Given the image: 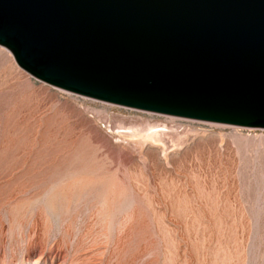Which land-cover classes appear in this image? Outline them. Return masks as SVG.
Segmentation results:
<instances>
[{"label": "rangeland", "instance_id": "obj_1", "mask_svg": "<svg viewBox=\"0 0 264 264\" xmlns=\"http://www.w3.org/2000/svg\"><path fill=\"white\" fill-rule=\"evenodd\" d=\"M146 123L180 144L164 156L120 135ZM51 258L264 264V128L72 93L0 45V264Z\"/></svg>", "mask_w": 264, "mask_h": 264}, {"label": "water", "instance_id": "obj_2", "mask_svg": "<svg viewBox=\"0 0 264 264\" xmlns=\"http://www.w3.org/2000/svg\"><path fill=\"white\" fill-rule=\"evenodd\" d=\"M0 45L72 93L264 128V0H0Z\"/></svg>", "mask_w": 264, "mask_h": 264}, {"label": "bare ground", "instance_id": "obj_3", "mask_svg": "<svg viewBox=\"0 0 264 264\" xmlns=\"http://www.w3.org/2000/svg\"><path fill=\"white\" fill-rule=\"evenodd\" d=\"M132 125H134V124H132ZM144 125V124H143ZM121 126V125H120ZM119 126V127H120ZM131 126V125H130ZM135 126V125H134ZM138 126V125H137ZM159 125L158 124H145L144 126H142V127H140V125H139V127H135V128H133V126L132 127H128L129 128V130L131 131V132H129V133H123V131H122V134H120V135H123V136H128V138H129V136H130V140L132 139L131 137H138L137 139H138V141L139 142H133L134 144H132V146H134V148L136 147L137 149H140V148H143L142 146L143 145H146L145 143H149V145H151V146H155L156 148H158V151L159 152H161V153H163L164 154V156H166L167 155V150H168V148H169V146L170 145H172V138L171 139H168V140H170L171 141V143H170V145L168 144L169 142L166 140V138H165V135H166V132L164 131V130H162V129H158L157 127H158ZM124 127V126H123ZM164 127V126H163ZM121 128V127H120ZM125 128V127H124ZM159 128H161V127H159ZM122 130V129H121ZM169 131V130H168ZM128 132V131H127ZM118 133H119V130H118ZM117 136V135H116ZM119 136V135H118ZM167 137V136H166ZM120 138V137H119ZM169 138V137H168ZM181 138V137H180ZM121 139H123V137L121 138ZM137 139H135V140H137ZM124 140V139H123ZM134 140V141H135ZM176 140V139H175ZM175 140H173V141H175ZM125 141V140H124ZM178 142H179V140H178ZM182 142V141H181ZM132 143V142H131ZM129 144V143H128ZM174 145H173V147L174 146H176V144H178L177 143V141H175L174 143H173ZM180 144V143H179ZM178 144V145H179ZM182 144V143H181ZM177 145V146H178ZM170 148H172V147H170ZM169 148V149H170ZM160 153V154H161ZM154 159H155V157H154ZM36 259V258H35ZM39 259V258H38ZM67 259V258H66ZM35 261V260H34ZM38 261V260H37ZM37 261H36V263H33V264H37ZM65 261V260H64ZM53 262V259L51 258V261H50V263L49 264H53L52 263ZM61 262V261H60ZM44 264H46V263H44ZM58 264H62V263H58Z\"/></svg>", "mask_w": 264, "mask_h": 264}]
</instances>
